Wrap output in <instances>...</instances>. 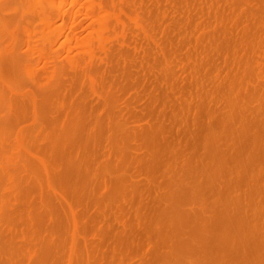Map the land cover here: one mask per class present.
Returning a JSON list of instances; mask_svg holds the SVG:
<instances>
[{"label": "rangeland", "instance_id": "374dc122", "mask_svg": "<svg viewBox=\"0 0 264 264\" xmlns=\"http://www.w3.org/2000/svg\"><path fill=\"white\" fill-rule=\"evenodd\" d=\"M5 1L0 264H264V0Z\"/></svg>", "mask_w": 264, "mask_h": 264}, {"label": "bare ground", "instance_id": "6f19581e", "mask_svg": "<svg viewBox=\"0 0 264 264\" xmlns=\"http://www.w3.org/2000/svg\"><path fill=\"white\" fill-rule=\"evenodd\" d=\"M6 1H7V0H6ZM6 1H5V2H6ZM9 1H10V0H9ZM13 1H14V0H13ZM13 1H12V2H13ZM17 1H18V0H17ZM23 1H25V2L27 3V0H23ZM31 1H32V0H31ZM40 1H42V2L44 1V2H45V0H40ZM1 2H2V0H1ZM18 2H19V1H18ZM18 2H16V0H15V3H14V4H19ZM44 2H43V3H44ZM1 4H3V6L5 5V4H4V0H3V2H2ZM14 4H11V5H14ZM20 4L22 5V6L20 5L21 7H25L24 4L21 3V1H20ZM38 4H39V3H38ZM11 5H9V6L11 7ZM27 5L30 6L29 4H27ZM18 6H19V5H16L15 7H18ZM28 6H27V7H28ZM5 8H7V5H6ZM12 8H13V7H12ZM12 8H11V10H12ZM37 8H40V7H37ZM99 8H100V6H99ZM102 8H103V7H102ZM15 9H17V8H14V11H15ZM27 9H29V8H27ZM42 9H44V6L42 7ZM30 10H32V9H30ZM39 10H41V9H39ZM44 10H45V9H44ZM32 11H33V10H32ZM101 11H102V10H100L99 12H101ZM39 12H40V11H39ZM39 12H38V16H40L39 14H42V10H41L40 13H39ZM102 12H103V11H102ZM40 17H41V18L38 17V19L41 20L43 23H45L46 26H48V25L50 26V25H51V24H50V18H49V15H48V16H46V15H42V16H40ZM27 18L29 19V16H27ZM28 19H27V23H30V22H28V21H29ZM101 22H102V21H101ZM99 23H100V22H99ZM102 23H103V22H102ZM103 24H104V23H103ZM99 27H100V26H99ZM103 27H104V26H103ZM94 34H95V33H94ZM99 35H100V34H99ZM99 35H98V36H99ZM42 37H44V35H43ZM87 39H88V38H87ZM88 40H89V39H88ZM83 41H84V40H83ZM90 41H91V39H90ZM92 41H93V40H92ZM94 41H95V40H94ZM96 41H97V39H96ZM82 43H83V42H82ZM84 43H85V41H84ZM90 44H91V43H90ZM86 45H87V44H86ZM85 48H86V47H85Z\"/></svg>", "mask_w": 264, "mask_h": 264}]
</instances>
